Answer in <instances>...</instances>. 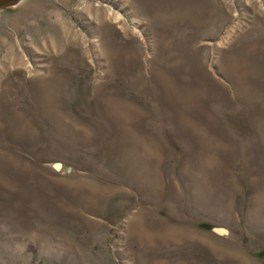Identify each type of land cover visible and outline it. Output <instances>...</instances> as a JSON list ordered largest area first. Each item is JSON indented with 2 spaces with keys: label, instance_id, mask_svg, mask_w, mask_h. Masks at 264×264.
Returning <instances> with one entry per match:
<instances>
[{
  "label": "rangeland",
  "instance_id": "rangeland-1",
  "mask_svg": "<svg viewBox=\"0 0 264 264\" xmlns=\"http://www.w3.org/2000/svg\"><path fill=\"white\" fill-rule=\"evenodd\" d=\"M0 264H264V0H0Z\"/></svg>",
  "mask_w": 264,
  "mask_h": 264
}]
</instances>
